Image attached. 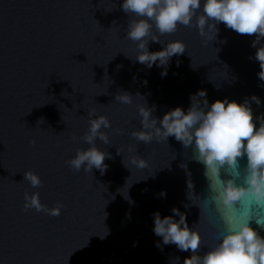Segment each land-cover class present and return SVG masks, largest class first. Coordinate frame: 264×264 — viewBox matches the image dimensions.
Masks as SVG:
<instances>
[{"label": "water", "instance_id": "obj_1", "mask_svg": "<svg viewBox=\"0 0 264 264\" xmlns=\"http://www.w3.org/2000/svg\"><path fill=\"white\" fill-rule=\"evenodd\" d=\"M122 2L0 0V264H174L176 257L182 264L190 253L155 246L153 214L170 215L185 202L182 163H188L197 192L205 187L203 169L174 138L168 148L140 143L137 154L155 168L130 186L131 203L126 200L120 190L132 171L117 150L135 147L127 133L141 125L134 107L112 104L116 95H142L160 118L176 107L187 110L200 90H206L209 103L253 95L264 102L259 64L251 59L254 36L221 24L217 40L204 48L195 28H182L162 38L188 46L162 78L163 69L149 70L125 55L134 52L124 40L130 18ZM161 47L150 43L149 50ZM89 108L125 130L111 147L97 141L113 157L105 161L103 175L95 169L91 175L77 173L65 164L81 146ZM253 110L264 114V104H253ZM29 171L40 176L41 188L24 181ZM37 191L47 207L63 205L60 216L24 209L25 193ZM198 215L192 208L190 224Z\"/></svg>", "mask_w": 264, "mask_h": 264}, {"label": "clouds", "instance_id": "obj_2", "mask_svg": "<svg viewBox=\"0 0 264 264\" xmlns=\"http://www.w3.org/2000/svg\"><path fill=\"white\" fill-rule=\"evenodd\" d=\"M120 7L130 18L124 40L130 42L134 55L121 52L149 70L153 66L163 69L162 78L167 76L173 57L188 50L185 41L163 37L182 28H195L202 47L209 48L223 24L238 35L255 37L251 47L256 51L251 59L258 62V79L264 83V0H123ZM150 43L160 44L161 50L150 51ZM112 104L134 107L141 125L127 133L135 147L117 150L123 155L124 166L132 171L120 190L130 203V186L146 179L145 170L151 174L155 168L149 158L137 154L140 143L168 148L169 139L174 138L190 152V162L203 169L205 187L197 192L188 163L180 165L187 176L185 202L173 207L170 215L153 214V234L159 238L155 246L160 250L174 246L177 252L190 253L182 264H264V114L253 110V104L260 107L264 102L253 95L243 101L223 98L209 103L206 90H200L190 97L187 110L176 107L162 118L154 115L156 106L149 107L140 94L121 91ZM42 123L38 121L37 127ZM87 123L78 138L81 146L65 164L77 173L91 175L95 169L103 175L108 168L105 161L113 157L97 141L111 147L113 137L124 135L125 130L113 127L109 117L94 108L88 110ZM24 181L33 189L43 186L34 172H25ZM160 198H166V192H161ZM62 207L60 203L47 207L38 191L25 193L26 211L58 217ZM192 208L198 209L199 215L190 224ZM174 264H181L180 257Z\"/></svg>", "mask_w": 264, "mask_h": 264}]
</instances>
